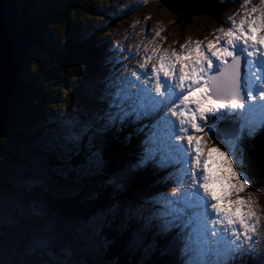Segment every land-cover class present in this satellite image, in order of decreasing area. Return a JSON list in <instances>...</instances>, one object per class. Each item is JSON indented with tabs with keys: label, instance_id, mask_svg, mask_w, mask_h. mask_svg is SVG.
Wrapping results in <instances>:
<instances>
[{
	"label": "snow or ice",
	"instance_id": "obj_1",
	"mask_svg": "<svg viewBox=\"0 0 264 264\" xmlns=\"http://www.w3.org/2000/svg\"><path fill=\"white\" fill-rule=\"evenodd\" d=\"M240 8L239 19L235 13L229 16L225 23L230 21V26L218 28L206 45L193 41L192 46L180 44L178 51L171 52L154 47L136 69L121 70L120 60L111 61L95 107L83 117L63 121L65 145L74 154L83 147L97 168L98 153L92 149L105 133L126 123L146 122L140 130L148 131L133 167L170 168L165 183H171V194L158 193L125 209L121 227L134 219L142 231L155 229L146 254L158 251L160 256H174L176 264H264V254L256 252L257 246L264 249V242H253L259 218L251 199L239 195L252 183L240 170L245 166L243 142L264 130V0H242ZM35 214L40 215V210ZM107 215L101 213L87 225L100 251L112 244L100 234ZM165 237L157 249L155 241ZM139 245V237H134L131 246ZM37 250L45 256L40 264H73L70 251H57L47 237L37 238L22 255ZM108 264H119V258L112 257Z\"/></svg>",
	"mask_w": 264,
	"mask_h": 264
},
{
	"label": "rangeland",
	"instance_id": "obj_2",
	"mask_svg": "<svg viewBox=\"0 0 264 264\" xmlns=\"http://www.w3.org/2000/svg\"><path fill=\"white\" fill-rule=\"evenodd\" d=\"M224 1L222 0L221 6L224 5ZM228 1L231 6L224 13L217 10L207 15L190 17L175 15L163 7L158 0H146V2L144 0H103L95 4L93 13L83 15L84 17L81 19L83 23L78 30L80 34L78 38L82 37L83 34L96 35L94 44L99 47L95 58L97 67H90L87 70L80 67L79 78H71L69 80L70 83H68V88L65 90V96H62L59 100L58 107L53 108L55 116L52 117H54V122H56L57 131L59 133L63 132V121L65 119L78 115L83 117L85 111L95 107L97 93L101 88L104 77L108 74L111 61L120 60L121 62L117 67L121 68V70L125 66L136 69L137 62L143 57L151 55L154 47L158 46L160 52H171L173 50L178 51L180 44H184L185 48H188L192 46L193 41H201L206 45L209 40L213 39L214 35L218 34L216 31L218 28L221 26H230V21L225 23L229 16L235 13V18L239 19L242 15L243 10L240 8L242 0ZM257 2L258 0H253V3ZM64 31H67V26L63 27V24L53 28L51 32H54L56 36L52 40L56 41L58 37H62ZM146 32L147 35L145 34ZM157 32H159V35H156ZM42 37H45V41L47 42V34ZM47 45H49L48 42ZM114 49L122 53V56H115ZM205 51H207L206 48ZM31 56L33 57L31 58L30 68L26 70L25 76L41 69L47 62L44 52L39 48L33 49ZM123 57H131L132 61L130 59H123ZM156 59H158V54ZM151 66L152 62H149L147 65L149 71ZM125 75L130 76L131 73L125 72ZM161 78L163 79V77ZM168 117L169 119H174L171 117V113H168ZM145 123V121L126 123L119 128L122 130L125 128L131 130V127L135 126V128L139 129L140 134L137 138L138 145L134 151L135 156L126 155V160L121 166V169L111 175V178H116L117 184L123 185L129 183L131 178H135L139 174L143 175L144 171L149 168L148 165L142 168L133 167L141 152L142 138L144 139V135L148 131L147 128H144L142 131L140 130L141 126ZM119 129H113L105 133L103 139L94 148L100 149L102 143L107 141L111 136H121L122 133ZM263 134L264 131L262 132V130L257 132L258 136L262 137L264 136ZM46 136L48 140L52 139L55 143H58L56 144L57 146L59 144L65 145V141L62 138L63 134H60L59 137L58 134L50 132ZM258 142L262 144L263 140L260 139ZM30 143L31 147L25 145L13 148L16 153L13 163L5 164V167H2L0 171V227L7 228V231H9L8 236L6 235L7 239H4L5 242H0V259H3L5 264H17L21 259L25 260L26 264H40V261L45 259L43 252H41V255L34 254L40 253L37 250L28 257H24L22 254L26 249L32 248L37 238L47 237L55 249L59 247L58 251L60 249L70 251L71 255L69 259L73 264H79L81 260L88 261V264H108L109 260L106 263L103 262L106 251H100V243L97 238L91 235V229L87 226L89 224L88 222H81L79 228L76 229L70 223L65 224V222L60 221L57 217L50 214L51 217L45 208L47 201L45 203L44 196L31 192L33 188H40L49 195H53L59 199L72 198L78 194V190L72 184V180H78L77 178H80L82 174L72 171V168L66 166L49 167L46 164L44 155L43 157H38L35 152L41 151V143ZM214 143L223 150L221 144L216 141ZM184 144L185 148H187L186 142ZM245 144L243 142L245 166L240 170L248 175L252 183L249 189L244 190L239 195L245 199H251V206L259 218V222L256 224L257 232L253 236L254 244L259 245L264 242V192H262L264 185L260 183L259 179L253 173L250 160L252 156L248 153ZM206 146L211 145L206 144ZM10 151L13 152V150ZM6 155L4 153L1 154L0 159H4ZM85 160L87 163L86 167L94 166L92 160L89 158ZM73 168L76 169L75 167ZM165 170H168L169 173L172 171L170 168ZM112 172L110 171V174ZM169 173L166 171L163 172L161 177L162 184L134 189L130 192L128 198L121 200L122 202L118 208L121 210L123 217L126 218L124 215L125 209L135 207L137 204L158 193L170 195L171 183H165V177ZM15 183L20 184L19 187L26 186L25 190L27 191L25 194L29 192V195L32 197L21 194L23 192L20 193L15 188H10L9 191L6 190L7 188L5 189V186L14 185ZM235 196L236 193H233L232 198H235ZM11 199L13 202L10 205L13 204L11 206L16 207L12 209V212H10L9 204L6 203L7 201L10 202ZM36 210H40L41 214L36 215ZM105 213H108V216H110L113 212L109 209ZM124 218L118 223L125 222ZM25 219L27 221L23 222ZM32 219L35 224H38L35 225L36 230H31L30 226L27 225V223H32ZM253 222L255 223V221ZM11 223L13 226L9 227V225H12ZM134 229L142 235L147 233V231H142L139 227ZM154 231L155 229L150 233L152 240ZM1 237H3L2 234H0ZM130 237L133 238L132 235ZM63 241L65 242L63 243ZM256 252L258 254H264V249L257 246ZM157 253L159 252H152L150 256L153 257ZM146 257L145 255L143 256V258ZM170 263L176 264L174 256H171ZM249 264H251V261Z\"/></svg>",
	"mask_w": 264,
	"mask_h": 264
},
{
	"label": "trees",
	"instance_id": "obj_3",
	"mask_svg": "<svg viewBox=\"0 0 264 264\" xmlns=\"http://www.w3.org/2000/svg\"><path fill=\"white\" fill-rule=\"evenodd\" d=\"M100 1L103 0H14L19 10L18 26L30 33L31 43L22 62L19 76L23 94L21 106L17 113V122L9 137L0 140V155L7 154L4 159H0V171L2 167H5V164L13 163L16 156L13 148L25 145L31 147L30 142H40L41 151L35 152L38 157L44 155L49 167L66 166L72 168V171L82 174L80 178H77L78 180H72V184L78 190V194L72 198L59 199L40 188L32 189V193L44 196L45 203L47 201L45 208L49 215L57 217L65 224L70 223L77 229L81 222L89 223L94 217L110 209L113 213L110 216L107 215L106 226L100 233L112 241L110 248L106 250L104 263L112 257H118L119 264H172L170 263V255L169 260L168 255L160 256L157 253L151 257V254H146V247L153 242L150 236L152 230L147 231L145 235L140 234L134 228H141V226L136 224L134 219H127L126 227H121L124 222L118 223L124 218L118 208L121 200L128 198L134 189L146 186L153 187L162 181L160 177L162 174L156 173L157 169L152 165L153 168H151L150 173L144 171L143 175L139 174L137 177L131 178L129 184L120 185L108 182L111 175L121 169L126 160V155L134 156L135 148L138 145L139 129H119L122 133L121 136H111L102 143L100 149L93 148L92 151L98 153L96 158L99 161L98 168L86 167L85 159H88V153L83 147L78 154H74L69 150L70 145L59 144L57 146L58 143L52 139L48 140L46 136L50 132L58 134L59 137L60 134H63V132L57 131L56 122L52 116H55L53 108L58 107L59 100L65 96V90L70 83L69 80L79 78L80 67L85 68V70L90 69V67H97L95 58L99 47L94 44L96 35L83 34L82 37L78 38L80 35L78 30L82 26L83 15L93 13V7ZM228 7L226 4L219 6L215 12L217 10L225 12ZM62 24L63 27L67 26V31L62 33V37H58L60 39L52 40L56 34L51 30ZM67 32L68 34H66ZM46 34L48 36L46 40L50 46L47 45L45 37H42ZM35 48L44 52L47 58L46 65L33 74L25 76V72L29 70L32 61L31 53ZM259 143L257 139L253 140L252 143H249L250 149L247 151L252 156L250 160L253 173L261 181L264 179V143L262 145ZM110 171L113 172L110 174ZM19 186L20 184L15 183L5 186V189L7 188L6 190L9 191L10 188H15L20 193L23 192L21 194L28 196L29 192L25 194L26 186ZM11 202H13L12 199L10 202H6L9 204L10 212L16 208L11 206L13 204L10 205ZM124 219L126 220V218ZM26 221V219L23 220V222ZM31 222L27 225L30 226L31 230H36L35 225L38 224H35L33 219ZM12 226L13 224L9 225V227ZM8 233L7 228L0 227V234L3 235L0 242H5L4 239H7ZM134 237H139V247L131 246ZM165 239L167 238H159L155 241L158 249L165 243ZM58 248L56 247L57 251ZM34 254L41 255L42 253ZM144 255L147 257L143 258Z\"/></svg>",
	"mask_w": 264,
	"mask_h": 264
},
{
	"label": "water",
	"instance_id": "obj_4",
	"mask_svg": "<svg viewBox=\"0 0 264 264\" xmlns=\"http://www.w3.org/2000/svg\"><path fill=\"white\" fill-rule=\"evenodd\" d=\"M159 2L175 15L190 17L215 12L220 0ZM18 14L14 0H0V139H7L17 122L23 94L19 76L31 43L30 33L18 26Z\"/></svg>",
	"mask_w": 264,
	"mask_h": 264
},
{
	"label": "bare ground",
	"instance_id": "obj_5",
	"mask_svg": "<svg viewBox=\"0 0 264 264\" xmlns=\"http://www.w3.org/2000/svg\"><path fill=\"white\" fill-rule=\"evenodd\" d=\"M233 6H234V4H233ZM233 6H232V7H233ZM229 24H230V23H229ZM226 25H227V24H226ZM205 43H206V42H205ZM134 59H135V58H134ZM130 60H131V59H130ZM131 61H132V60H131ZM121 66H122V65H121ZM146 130H147V129H146ZM126 131H127V130H126ZM124 133H125V132H124ZM127 134H128V133H127ZM129 134H130V133H129ZM131 136H132V135H131ZM142 140H143V138H142ZM126 141H127V140H126ZM215 145H216V144H215ZM245 145H246V144H245ZM186 147H187V146H186ZM221 174H223V173H221ZM141 178H142V177H141ZM141 178H140V180H141ZM141 183H142V182H141ZM143 183H144V182H143ZM143 183H142V184H143ZM125 184H126V183H125ZM128 184H129V183H128ZM141 186H142V185H141ZM138 191H139V190H138Z\"/></svg>",
	"mask_w": 264,
	"mask_h": 264
}]
</instances>
